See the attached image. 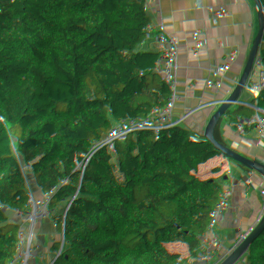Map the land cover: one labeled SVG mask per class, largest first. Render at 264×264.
I'll list each match as a JSON object with an SVG mask.
<instances>
[{
    "label": "trees",
    "instance_id": "trees-1",
    "mask_svg": "<svg viewBox=\"0 0 264 264\" xmlns=\"http://www.w3.org/2000/svg\"><path fill=\"white\" fill-rule=\"evenodd\" d=\"M34 1L56 12L55 4ZM140 1L161 14L213 79L225 78L214 124L229 137L217 183L226 218L211 230L264 264L256 254L264 253V0ZM4 49L13 69L0 93V264H66L130 226L114 201L118 183L99 179L110 153L91 113L99 92H66L89 68H71L66 43L33 11L10 18ZM246 212L253 215L248 227ZM200 237L185 245L194 250ZM179 253L173 264H182ZM119 264L152 263L136 255Z\"/></svg>",
    "mask_w": 264,
    "mask_h": 264
},
{
    "label": "crops",
    "instance_id": "crops-1",
    "mask_svg": "<svg viewBox=\"0 0 264 264\" xmlns=\"http://www.w3.org/2000/svg\"><path fill=\"white\" fill-rule=\"evenodd\" d=\"M57 1L40 0L49 4ZM69 1L74 3L70 14L78 23L94 32L102 33L99 29L102 27L119 44L118 48L107 41L100 60L109 69L110 92L119 111L118 124L108 129V144L111 154H123L137 172V228L133 238V246L139 250L137 255L152 264H164L175 240L192 224L217 164V134L197 114L215 122L213 115L203 112L214 106L213 96L222 93L225 78H214L210 86L201 89L197 78L181 66L176 44L163 42L151 48L150 33L164 26L161 14L141 12L144 4L140 0L124 3L129 22L110 14L98 0ZM0 4L33 12L39 5L34 0H0ZM100 37L105 39L104 35ZM110 49L113 52L106 53ZM129 63L150 82L156 93L139 80ZM87 70L83 75L85 85L92 79V72ZM85 85L74 82L66 92L83 90ZM70 86L73 88L67 91ZM135 97L143 103L138 113L132 115L130 99ZM157 106L162 110L160 113L155 110ZM169 137L185 140L187 145L175 151ZM156 160H160L166 170L163 176H155L153 163ZM99 179L117 182L115 166L104 169ZM192 179L196 180V185L183 209L176 216H167L169 198L183 193ZM211 228L213 226L204 219L198 234L191 237L202 236L194 246H211L213 240L206 236V233H216ZM223 245L232 256L254 262L253 253L224 241ZM193 251L187 245L180 249L182 264H199ZM204 264L217 263L207 258Z\"/></svg>",
    "mask_w": 264,
    "mask_h": 264
},
{
    "label": "built area",
    "instance_id": "built-area-1",
    "mask_svg": "<svg viewBox=\"0 0 264 264\" xmlns=\"http://www.w3.org/2000/svg\"><path fill=\"white\" fill-rule=\"evenodd\" d=\"M103 8L113 16L120 18L126 22L130 21L127 15V8L125 2H132L134 0H98ZM56 12L54 14H47L43 11V5L39 4L34 11L36 16L46 23L55 32V38L59 42L66 43V51L64 56L68 58L71 68H76L77 63L83 61L86 57L91 61L89 70L92 72V79L90 84L85 85V79L82 74H77L75 82L85 85L84 88L88 91L97 90L99 95L96 102L91 109L92 115L102 124L104 128V140L108 142V129L116 126L119 121L118 105L115 97L110 92V72L109 69L102 65L101 53L103 51V41L95 33H88L81 29L80 26L73 23L69 19L70 12L74 3L69 0H58L56 2ZM29 11L21 8H13L7 5L0 4V93L12 84V57L4 49V35L9 27L10 18L14 14L25 16ZM141 12L152 13L153 11L142 5ZM163 42H170L176 44L178 48V55L181 66L188 71L192 76L197 78V86L201 89L210 86L213 77L208 73L206 67L195 57V53L186 46L185 41L179 38L170 28L162 27L154 29L149 36V44L151 48H157ZM110 49L106 53H112ZM223 100L221 93L213 96L214 106L207 107L203 114L213 115L217 114L220 104ZM143 101L139 98L130 99V110L132 115L138 113V109L142 106ZM156 112L160 113L162 110L159 106L155 107ZM209 119V117H208ZM211 120V119H210ZM173 146V150L178 151L187 145V141L182 139L168 138ZM228 136H222V143L228 141ZM105 169L115 166L117 175L118 189L114 201L119 205L121 210L128 216L130 226L127 233L122 236H116L111 239L109 244L105 247H90L83 248L77 251L66 264H92L97 261L110 260L114 264L126 258H131L139 253L133 246V238L137 228L136 225V202H137V188L138 176L135 168L128 164L123 154L113 155L109 153L106 158ZM153 171L155 176H163L166 173L165 168L161 166V161L156 160L153 163ZM196 180L192 179L187 184V188L183 193L173 195L169 198V207L166 210V215L169 217L176 216L178 212L183 209L184 204L189 199L193 189L195 188ZM247 218L246 227L253 219V215L249 212L245 213ZM226 212L224 208V201L220 189L217 187L213 194V199L205 215L207 220L214 229H217L221 222L225 220ZM256 227V222L252 224ZM213 242L211 246L202 247L196 246L193 254L199 264H204L207 258H213L217 264H255L248 258H237L229 253L226 246L223 245L216 233H206ZM253 253V252H250ZM254 254V253H253ZM256 254L264 256V253L256 252Z\"/></svg>",
    "mask_w": 264,
    "mask_h": 264
},
{
    "label": "water",
    "instance_id": "water-1",
    "mask_svg": "<svg viewBox=\"0 0 264 264\" xmlns=\"http://www.w3.org/2000/svg\"><path fill=\"white\" fill-rule=\"evenodd\" d=\"M99 29L101 30L102 34L105 36V39L107 41H109L111 44H113L119 48V44L115 40H113V38L110 35H108V33L102 27H99ZM90 65H91V61L88 58L84 57L83 61L77 63L76 66H77V68L82 69V68H90ZM129 66L133 70L134 74L139 78V80L141 82H143L150 90H152L153 92L156 93L155 88L137 70V68L135 66H133L131 63H129ZM177 106L182 108L179 104H177ZM197 115H198V117L202 118L207 124H209L210 126H212L214 128V130L217 134L218 143H219V156H218L216 167H215V169L212 173V176L210 178V181L208 183L207 190H206V193L204 195L203 201H202V203L198 209V212H197L192 224L189 227H187L185 230H183L182 233L175 240L172 247L170 248V250L167 253L164 264H173V259H174L175 255L185 245L186 240L191 238L193 235L198 234V227L201 224V222L205 219V215L208 211V208H209L211 201H212V198H213L214 191L217 187L218 178L220 175L221 166H222L223 159H224V150H223V143L221 140V134L216 129L214 122L208 118L203 117L200 114H197Z\"/></svg>",
    "mask_w": 264,
    "mask_h": 264
},
{
    "label": "rangeland",
    "instance_id": "rangeland-1",
    "mask_svg": "<svg viewBox=\"0 0 264 264\" xmlns=\"http://www.w3.org/2000/svg\"><path fill=\"white\" fill-rule=\"evenodd\" d=\"M95 33L99 34L100 36H103V34H102V33H100L99 31H98V32H96V31H95ZM100 36H99V37H100ZM70 88H73V86H70V87L67 89V91H69V90H70ZM200 241H202V240H200Z\"/></svg>",
    "mask_w": 264,
    "mask_h": 264
},
{
    "label": "bare ground",
    "instance_id": "bare-ground-1",
    "mask_svg": "<svg viewBox=\"0 0 264 264\" xmlns=\"http://www.w3.org/2000/svg\"><path fill=\"white\" fill-rule=\"evenodd\" d=\"M213 81H214V80H213ZM217 187H218V185H217ZM217 187H216V188H217ZM212 199H213V198H212ZM181 233H182V232H181ZM181 233H180V234H181Z\"/></svg>",
    "mask_w": 264,
    "mask_h": 264
}]
</instances>
